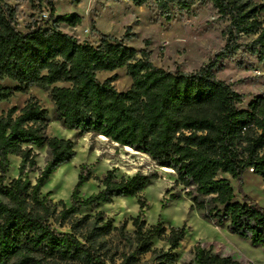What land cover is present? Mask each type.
I'll return each mask as SVG.
<instances>
[{"label": "trees", "instance_id": "trees-1", "mask_svg": "<svg viewBox=\"0 0 264 264\" xmlns=\"http://www.w3.org/2000/svg\"><path fill=\"white\" fill-rule=\"evenodd\" d=\"M130 1L141 6L146 0ZM209 1L229 20L226 44L209 63L188 73L153 65L147 49L138 51L126 44L134 37L128 29L120 38L100 34L96 45L81 43L61 30V25L77 27L81 17L74 13L54 17L51 0H46L49 19L32 21L21 32L17 7L0 0V102L32 87L45 90L54 119L63 128L81 136H102L172 170L175 184L204 218L218 226L226 224L232 234L264 248V208L246 196L237 201L224 177L240 183L252 169L264 180V96L254 97L243 108L244 97L214 73L221 60L242 46L236 43L241 36H256L243 46L264 66V27L259 17L264 3ZM168 2L158 0L161 10ZM91 26L95 30L94 23ZM122 68L132 82L125 92L114 87L115 76L97 79L99 72ZM4 80L15 86H3ZM49 122V112L34 97L20 109L13 106L0 113V264H116L115 259L118 264H176L174 251L185 237V227L147 226L140 212L131 219V237L124 233L126 222L114 227L101 211L92 217L78 216L82 209L110 204L118 197H137L143 210L146 203L140 195L156 174L137 172L117 180L111 169L96 178L99 190L82 198L81 188L91 178L82 165L69 206L62 201L52 204L41 195L51 175L75 155L71 140L47 136ZM42 148L48 158L32 184L29 175L38 170L36 150ZM10 156L20 163L17 177L6 183ZM65 225V232L54 227ZM114 232L129 251L118 253L105 240ZM154 240L165 241L168 249H154ZM148 254L151 258L142 261ZM188 264L240 263L196 244Z\"/></svg>", "mask_w": 264, "mask_h": 264}, {"label": "rangeland", "instance_id": "rangeland-1", "mask_svg": "<svg viewBox=\"0 0 264 264\" xmlns=\"http://www.w3.org/2000/svg\"><path fill=\"white\" fill-rule=\"evenodd\" d=\"M4 1L17 7L19 31H25L26 25L30 22L38 21L33 0L30 3L19 0ZM253 1L258 4L264 3V0ZM51 3L55 9L54 17L72 13L81 17V23L74 29L61 25L63 33L75 37L81 43L96 45L100 34L120 38L128 29L134 37L126 44L138 51L147 49L153 65L167 71L195 72L209 63L226 44L224 32L229 20L221 17L209 0H170L164 11L161 10L158 0H146L141 6H136L130 0H80L79 4L73 3L72 0H51ZM183 4H186L187 8ZM259 17L264 27V12L259 14ZM92 23L97 32L92 29ZM50 25L51 23L43 27ZM255 37L241 36L236 43L242 46L221 60L214 70L217 79L244 97L243 108L254 97L264 96V66L243 46ZM112 76L116 78L113 85L117 91L125 92L130 88L132 82L124 68L97 73V79L101 82ZM1 84L6 87L15 86L9 80H4ZM30 97H34L40 106L49 112L47 136L69 139L74 144V157L59 166L41 190V195L47 197L52 204L59 205L58 203L62 201L69 206L70 195L82 165H86L91 172V178L81 188L82 198L97 192L100 185L96 178L101 179L111 169L115 170L114 177L117 180L133 176L137 172L156 174L157 178L152 180L140 195L146 203L143 210L140 209L137 197H118L110 204L82 209L78 216L92 217L101 211L114 227H121L126 222L124 233L131 237L134 229L131 219L140 212L147 226L161 223L167 230L185 227V237L174 251L176 264L191 262L193 247L196 244L210 249L211 254L231 257L240 264H264V248L252 246L248 240L232 234L226 224L218 226L204 218L202 213L192 206L185 190L175 184L176 176L172 170L160 168L146 155L132 149L133 152L126 151L125 148L102 140L99 136L90 134L81 136L76 131L63 128L54 119L53 106L45 90L32 87L25 93H14L9 100L0 102V113L13 106L22 108ZM36 153L38 170L29 175L32 184L35 183L48 158L45 148L36 150ZM19 163L18 157H9L6 183L17 177ZM224 177L230 180L237 201H242L246 196L251 203L264 208L263 179L249 170L243 174L240 183L228 175ZM173 195L176 197L172 198ZM60 208L58 206V210ZM54 227L62 232L68 231L67 225L62 228ZM105 240L115 247L118 253L129 251L128 244L116 232ZM153 248L166 251L168 245L165 241L154 240ZM150 258L151 255L148 254L142 261ZM115 261L116 264L119 263L118 259Z\"/></svg>", "mask_w": 264, "mask_h": 264}, {"label": "built area", "instance_id": "built-area-1", "mask_svg": "<svg viewBox=\"0 0 264 264\" xmlns=\"http://www.w3.org/2000/svg\"><path fill=\"white\" fill-rule=\"evenodd\" d=\"M35 8H36V15L38 21H47L50 16V8L47 4L46 0H33ZM74 29V28H73ZM252 173V169L249 170Z\"/></svg>", "mask_w": 264, "mask_h": 264}, {"label": "bare ground", "instance_id": "bare-ground-1", "mask_svg": "<svg viewBox=\"0 0 264 264\" xmlns=\"http://www.w3.org/2000/svg\"><path fill=\"white\" fill-rule=\"evenodd\" d=\"M102 140H106L105 138L101 137ZM126 151L133 152L130 148H125Z\"/></svg>", "mask_w": 264, "mask_h": 264}, {"label": "crops", "instance_id": "crops-1", "mask_svg": "<svg viewBox=\"0 0 264 264\" xmlns=\"http://www.w3.org/2000/svg\"><path fill=\"white\" fill-rule=\"evenodd\" d=\"M100 138H101V136H100ZM107 140V139H106ZM116 145V144H115Z\"/></svg>", "mask_w": 264, "mask_h": 264}, {"label": "water", "instance_id": "water-1", "mask_svg": "<svg viewBox=\"0 0 264 264\" xmlns=\"http://www.w3.org/2000/svg\"><path fill=\"white\" fill-rule=\"evenodd\" d=\"M102 137V136H101Z\"/></svg>", "mask_w": 264, "mask_h": 264}]
</instances>
